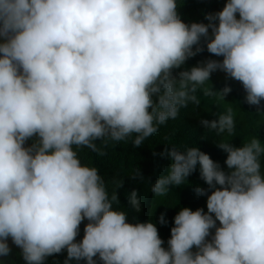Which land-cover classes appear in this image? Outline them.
I'll return each mask as SVG.
<instances>
[{
	"label": "clouds",
	"instance_id": "1",
	"mask_svg": "<svg viewBox=\"0 0 264 264\" xmlns=\"http://www.w3.org/2000/svg\"><path fill=\"white\" fill-rule=\"evenodd\" d=\"M201 1L0 0V264L9 239L23 264H264V115L224 105L231 78L264 112V0L184 22ZM98 140L144 159L120 173ZM146 161L167 174L122 195Z\"/></svg>",
	"mask_w": 264,
	"mask_h": 264
},
{
	"label": "trees",
	"instance_id": "2",
	"mask_svg": "<svg viewBox=\"0 0 264 264\" xmlns=\"http://www.w3.org/2000/svg\"><path fill=\"white\" fill-rule=\"evenodd\" d=\"M227 0H203L199 5L197 4H183L178 6V13L181 17V19L184 22L189 21V12H192V16L196 17V14L198 17L204 16L206 13H215L218 11H221L223 7L225 6ZM196 13V14H195ZM217 82L224 86L226 84V80L222 76L216 77ZM231 87L233 88V91L235 92L234 96H231L230 94L225 98L224 105L232 107L234 110H237V112L241 115L245 114L244 117H247L249 119H255L259 118L261 115H264V112H257V106H252L246 103L245 97L246 92L243 94L241 90H244L243 85L230 78ZM264 106V101L262 103ZM261 111H264V108H261ZM257 127L260 126V123H256ZM32 141H28L27 144L30 145ZM97 148L102 149L107 152V157L110 159H113L115 156H118L121 160V165H119V172L123 173L125 170L133 173L137 165L141 163V161L144 159L142 156H135L134 152L131 150H124L123 148H115L113 144L104 142V141H96ZM27 146V145H26ZM83 150H88V148H80L77 149L78 155L80 156ZM262 166H264V160L262 162ZM100 168L104 174H112L114 173L117 168H109L104 165H100ZM140 168H142L146 175H144L148 180L145 181L143 185L134 187L131 185L136 181V179L127 180V174H124L122 177L124 178L123 181V187L120 188L122 195L125 194V191L127 190V194L130 193L133 190L138 191L139 199L141 202L143 201V197L149 196L151 192L152 186H147L146 184L150 181L152 184H154L162 175H166L167 173L163 172L161 174V170L158 167L157 163L155 162H148L146 161ZM191 177V175L189 176ZM188 177V178H189ZM114 180H109L105 184L107 188L111 187V183ZM121 182V181H118ZM121 195V196H122ZM180 204V206H185L186 204H190L193 201V198H190L186 196V189L184 185L180 186H170V190L167 192L164 196H156L155 199V206L153 207L152 211H155L157 208L159 212H163L165 216L168 218L169 213L168 209L175 207V203ZM114 208H117L119 210H123L127 212L129 209L128 200L121 201L119 204L113 205ZM195 211V210H193ZM143 214H137V215H131L132 219L135 220L142 216ZM135 218V219H134ZM88 223L87 220L83 221L80 225L79 235L77 236L79 241L84 236V227ZM210 239V237H209ZM9 245L12 248V255L10 257L4 258V261L2 264H23L22 258L19 256L20 249L16 247L14 244H12L11 240L9 239ZM67 257V251H63L60 254H56L54 256H50L46 259L45 264H64V261ZM72 264H86L85 261L76 262L73 261Z\"/></svg>",
	"mask_w": 264,
	"mask_h": 264
}]
</instances>
